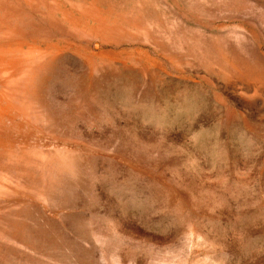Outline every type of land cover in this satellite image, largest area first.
<instances>
[{
  "label": "rangeland",
  "instance_id": "1",
  "mask_svg": "<svg viewBox=\"0 0 264 264\" xmlns=\"http://www.w3.org/2000/svg\"><path fill=\"white\" fill-rule=\"evenodd\" d=\"M0 264H264V0H0Z\"/></svg>",
  "mask_w": 264,
  "mask_h": 264
}]
</instances>
